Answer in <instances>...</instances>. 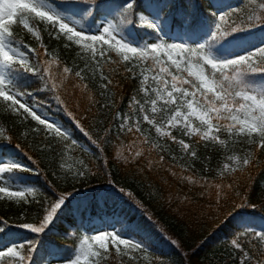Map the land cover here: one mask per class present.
<instances>
[{"label":"trees","instance_id":"trees-1","mask_svg":"<svg viewBox=\"0 0 264 264\" xmlns=\"http://www.w3.org/2000/svg\"><path fill=\"white\" fill-rule=\"evenodd\" d=\"M148 2L152 7L147 10L153 12L162 0ZM170 2L175 7L160 12L162 19L167 15L165 41L195 48L206 43L218 14H230L222 29L230 30V25L247 28V17L259 14V4L264 0ZM111 7L112 0H107L96 12L95 21L82 13L71 15L76 9L63 15L95 31ZM185 13L194 14L190 25L184 20ZM28 22L40 38L16 29L14 36L35 49L41 62H50L43 66L50 68L59 88L49 91L48 84L38 77H28L17 87L30 92L33 100H40L38 113L66 130L70 139L65 141L55 133L49 134L44 126L11 112L0 100V160L17 162L29 169L0 174V181L3 185L36 190L35 196H26L28 203L0 199V221L7 225L0 232V249L35 241L38 249L29 264H48L54 258H74L80 240L107 231L119 232L121 237L139 242L142 248L121 255L112 248L111 258L102 264H241L242 260L243 264H264V240L255 235L264 233V148L249 144L247 137L229 138L225 132L219 136L226 143L220 144L185 137L178 129H172L177 140L184 139L190 144V151L196 152L192 157L178 143L160 137L155 128L143 122L138 105L133 104V100L143 103L145 99L140 90L145 77L147 84L154 86V73L142 71L151 61L123 62L113 52V62H101L102 67H98L92 62L91 53L62 36L56 37L48 25ZM121 28L140 46L155 41L147 29L127 24ZM221 44L222 47L212 49L213 55L234 58L248 54L264 47V26L257 23ZM30 59L35 64L38 57L32 54ZM253 59V66L264 65L259 56ZM133 64V71H127ZM64 67L72 70L67 79L61 75ZM81 69L83 80L75 76ZM101 73L107 79L102 80ZM117 112L130 115L133 124L140 120L148 143L138 133L121 132L122 119L116 118ZM156 119L159 123L160 117ZM77 121L91 138L75 126ZM72 139L77 143L70 147ZM137 151L141 152L138 157ZM229 156L240 158L238 170L224 169L225 164L236 167ZM244 158L252 161L246 167L242 164ZM78 170L86 174L74 175ZM61 194L68 196L67 203L44 233L19 227L41 220L45 208ZM234 240L239 247L233 244ZM124 252L121 246V253ZM24 254L27 255L26 250ZM245 254L249 259H244ZM0 264L19 261L6 257Z\"/></svg>","mask_w":264,"mask_h":264},{"label":"snow or ice","instance_id":"snow-or-ice-1","mask_svg":"<svg viewBox=\"0 0 264 264\" xmlns=\"http://www.w3.org/2000/svg\"><path fill=\"white\" fill-rule=\"evenodd\" d=\"M252 2L255 3V0ZM106 3L107 0H61L59 3H55V0H0V100L11 112L22 115L25 119L30 117L32 121L44 126L49 134L55 133L65 141L70 139V134L66 130L38 113V108L42 107L40 100H33L30 92L17 87L19 82L28 77H38L45 81L49 91L58 90L59 85L55 82L56 78L50 68L43 66L44 63L50 62H41L35 49L23 45L15 38L13 32L15 17V22L23 25L37 39L40 38L39 33L34 31V26L28 21L48 25L56 37L62 36L68 42L78 45L85 53H91V60L98 67H102L101 62H113L110 56L113 52L121 57L123 62L151 61L150 66L142 71L154 73L151 76L154 86L148 85V78L145 77L141 81L144 86L140 89L145 99L143 103L133 100V104L138 105L143 122L155 128L160 137L178 143L192 157L196 156V152L190 151V144L184 139L177 140L176 136L172 135V129H178L185 137L195 136L204 142L220 144L226 143L219 136L221 132H225L229 138L247 137L249 144L254 143L257 148H264V65L256 63V66H253L254 57L259 56L264 60V47L256 48L248 54L236 55L234 58H221L212 54V49L217 45L222 47L221 42H226L228 37L247 31L257 23L264 26V3L259 4L261 10L259 14L247 17V28L243 25L236 27L230 25V30L222 29L219 21L226 20L230 14L218 15L214 27L209 30L210 36L206 43H201L195 48L185 43L165 41L167 33L164 31V22L167 15L162 19L160 12L164 8L171 11L175 7L170 0H162L153 12L147 10L152 7L148 0H112V7L104 14L95 32L90 27L86 28L80 21L73 22L70 16L63 15V12L69 9H76L71 15L82 13L85 17L92 16L95 21L96 12ZM109 16L112 17L111 20L108 19ZM192 19L194 14L185 13L186 23L190 25ZM123 24L149 30L156 42L140 46L124 33L121 28ZM32 54L38 57L35 64L30 59ZM135 67L133 64L127 71L131 72ZM71 71L70 68L64 67L61 74L63 79H67ZM83 71V69L76 71L75 76L83 80ZM101 79L107 77L101 73ZM108 83L110 84L111 80H108ZM56 98L60 99L59 96ZM157 116L160 117L159 123ZM116 118L122 119L119 125L121 132L126 130L144 136L140 120L133 124L130 115L119 112ZM75 126L85 136L91 138L79 121ZM144 142L148 143L147 136H144ZM76 143L77 141L72 139L70 147ZM135 155L138 157L141 152L137 151ZM228 159L233 161L236 167L225 164L224 169L238 170L240 158L229 156ZM251 162V159L244 158L242 164L246 167ZM14 170L29 171L20 163H4L0 160V174L13 173ZM85 174L86 172L81 170L74 173L78 176ZM0 194H2L0 199L7 197L28 203L26 196H35L36 190L31 187L11 190V186L5 184L0 185ZM67 200L68 196L61 194L45 208L41 220L37 223H22L19 227L35 234L44 233L66 205ZM6 227L7 225L0 221V232ZM255 235L264 240V233L256 232ZM233 244L237 242L234 240ZM121 246H124V253H121ZM112 248H115L117 255H121L127 254L128 250L141 249L142 245L121 237L119 232H98L90 239L84 237L80 240L78 247L75 248L74 258L69 259L67 264H102L111 258ZM37 249L38 244L35 241L6 245L0 249V261L8 257L18 260L19 264H29L33 261V253ZM24 250L27 251V255L24 254ZM244 259H249L247 254Z\"/></svg>","mask_w":264,"mask_h":264},{"label":"rangeland","instance_id":"rangeland-1","mask_svg":"<svg viewBox=\"0 0 264 264\" xmlns=\"http://www.w3.org/2000/svg\"><path fill=\"white\" fill-rule=\"evenodd\" d=\"M221 14V13H220ZM218 14V15H220ZM217 15V17H218ZM228 19H229V16L226 18V20L224 21H219L221 23V27L226 25L228 23ZM14 20V24H13V30L16 29L18 30L21 34H30L27 29H25L23 27V25L19 24L18 22H15L16 21V18H13ZM102 22V21H101ZM100 22V23H101ZM95 32V31H93ZM150 42H156V41H149L148 43ZM50 122H53L52 120H50L49 118H47ZM4 163H12V162H6L4 161ZM0 185H3L2 182L0 181ZM16 189H21L19 187H11V190H16ZM2 195V194H1ZM73 258V257H72ZM71 259V258H64V259H58V258H54V259H51L49 261L48 264H67L68 260Z\"/></svg>","mask_w":264,"mask_h":264}]
</instances>
